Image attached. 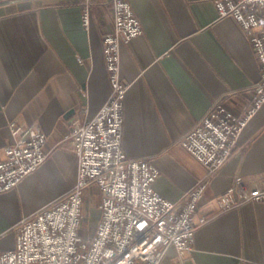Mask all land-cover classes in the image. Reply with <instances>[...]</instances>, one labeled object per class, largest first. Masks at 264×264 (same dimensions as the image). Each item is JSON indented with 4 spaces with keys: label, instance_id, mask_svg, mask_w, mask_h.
Wrapping results in <instances>:
<instances>
[{
    "label": "crops",
    "instance_id": "0c3cea01",
    "mask_svg": "<svg viewBox=\"0 0 264 264\" xmlns=\"http://www.w3.org/2000/svg\"><path fill=\"white\" fill-rule=\"evenodd\" d=\"M215 0H129L142 33L120 42V77L128 84L122 149L159 170L153 187L180 200L209 176L197 215L211 212L184 255L170 247L160 264H261L264 202L217 213L213 198L238 176L264 187V103L243 129L238 147L210 173L182 144L210 105L225 97L239 112L260 76L238 24L218 17ZM0 0V158L11 141L8 123L38 124L46 160L17 187L0 193V249L15 245V225L76 183L78 159L64 139L74 117L91 118L109 96L102 36L113 30L112 9L91 0ZM96 184L84 193L80 234L91 238L100 218ZM214 211V212H213ZM135 264H143L136 261Z\"/></svg>",
    "mask_w": 264,
    "mask_h": 264
},
{
    "label": "built area",
    "instance_id": "2783aa9c",
    "mask_svg": "<svg viewBox=\"0 0 264 264\" xmlns=\"http://www.w3.org/2000/svg\"><path fill=\"white\" fill-rule=\"evenodd\" d=\"M105 1L113 16V30L102 36L110 93L93 117L70 121L64 142L78 159L76 183L15 225V245L0 249V264H160L170 247L178 255L190 251L195 230L212 215L209 211L197 215L209 176L174 202L154 189L160 173L152 162L125 155L123 113L128 84L120 77V42L133 39L143 29L129 0ZM90 3L83 0L81 5L84 26L90 21ZM214 4L218 17H231L250 42L260 76L239 112L228 109L223 97L182 138L184 147L210 173L235 153L243 129L264 103V0H215ZM8 129L11 141L0 158V193L17 187L48 156L46 134L38 124L11 121ZM92 184L100 191V218L92 237L84 240L82 206L85 190ZM212 201L217 213L264 202V187L238 176Z\"/></svg>",
    "mask_w": 264,
    "mask_h": 264
},
{
    "label": "rangeland",
    "instance_id": "374dc122",
    "mask_svg": "<svg viewBox=\"0 0 264 264\" xmlns=\"http://www.w3.org/2000/svg\"><path fill=\"white\" fill-rule=\"evenodd\" d=\"M84 240H87V238H84Z\"/></svg>",
    "mask_w": 264,
    "mask_h": 264
}]
</instances>
